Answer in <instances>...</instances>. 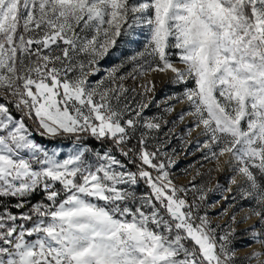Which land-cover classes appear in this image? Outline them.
<instances>
[{"label":"snow or ice","instance_id":"snow-or-ice-1","mask_svg":"<svg viewBox=\"0 0 264 264\" xmlns=\"http://www.w3.org/2000/svg\"><path fill=\"white\" fill-rule=\"evenodd\" d=\"M138 26L149 37L131 58L134 71L170 70L185 85L172 97L189 105L178 118L192 116L189 131L200 129L204 139L196 146L205 161L218 171L230 165L241 177L230 183L255 206L240 222L255 218L246 231L259 244L243 260L264 264V0H0V264L241 260L235 229L217 232L200 215L197 201L206 199L205 190L192 184L189 202L190 188L169 178L171 159L154 163L160 149L147 150L161 122L168 123L162 115L144 117L151 82L141 85L135 107L123 81L137 76L121 75L122 65L96 86L89 83L100 60L121 40L131 42ZM25 119L41 136L80 140L83 133L110 147L94 164L79 144L59 159L31 138ZM141 180L150 191L138 196ZM37 193L42 200L30 205ZM12 199L18 212L3 203Z\"/></svg>","mask_w":264,"mask_h":264},{"label":"rangeland","instance_id":"rangeland-1","mask_svg":"<svg viewBox=\"0 0 264 264\" xmlns=\"http://www.w3.org/2000/svg\"><path fill=\"white\" fill-rule=\"evenodd\" d=\"M148 37V30L146 28L141 30L138 26L130 38L131 42L121 40L114 52L100 60L98 65L99 71L96 75L89 76V83L92 86H96L109 70L113 67L122 65L120 68L121 75L129 77V74H136L137 76L135 80L126 78L123 81L125 86L129 89L126 94L128 102L135 107L136 103L141 100L140 93L143 92L141 85L151 82L150 86L152 87V90L147 93L144 102L151 99L152 103L144 111V117L145 119H151L155 116L162 115L164 120L168 121V123L164 124L161 122L162 128L158 133L154 132L149 138L147 150L152 152L157 148L160 149L161 155L158 160L154 161V163L164 161L168 164V158L171 159L172 163L167 168L169 178L178 188L181 186L190 188L187 195L189 202L193 201L195 197V191L194 189H191L192 184L197 188L202 187L205 190L204 195L206 199L203 201H197V203L200 204V215L206 213L213 227H216L217 232L222 233L229 229H235L236 236L234 238V245L238 250L239 257H241L238 264H247V262L243 260V257L246 253H250L258 243H253L249 239L250 233L246 231L249 226L241 227V225L249 219L244 220V222L240 221L242 217H245L250 209L255 206V202L241 198L236 185L230 183L232 178H235L238 182L241 181V177L237 176L232 171V166L225 165L223 171H218L216 170V164L214 162H207L203 159L202 152L197 148L196 142L197 140L203 141L204 137L200 134V129H194L191 132L189 131L193 126L192 116L186 114L183 120L178 118L181 111H184L185 113L189 112V105L186 101L180 102L172 99V97L182 94L185 85L176 84L174 82V74L170 70L161 72L168 73L170 76L168 80L164 81L160 86L158 84V71L144 72L143 75L134 71L138 66L132 62L131 58L136 56L139 52L144 51ZM172 60L176 63V67L183 68V65L177 61L175 56L172 57ZM194 86V82L192 81H189L186 85L188 88H193ZM133 88L135 89V92L132 91ZM166 104L173 106V111L171 113H165L163 111ZM12 111L14 116L19 118L20 113L17 112L15 108H13ZM25 123L32 132L31 138L49 151V153H59V159H63L69 155L79 144L80 146L87 148L89 163L94 164L96 161V154H102L110 147L109 143L98 141L96 138L83 133L79 134L80 140H77L75 135H71L59 136L54 138L53 142H50V139L53 138L39 135L36 125L31 120L25 119ZM138 138L139 133H137L136 138L132 139L131 144L136 145ZM41 139H45L46 142H43ZM86 139L96 142V145L92 146V144L86 142ZM113 154L127 164V160L119 153V151H114ZM224 159H227V157L221 158L222 164ZM138 163L140 162L137 161V164ZM127 168L131 171H136V165L134 164H127ZM144 168L155 176V171L149 169L147 165H144ZM197 173H199V175H197ZM217 185H219V187ZM229 188L232 189L231 192L228 191ZM135 190L138 196L150 191L143 180L139 181ZM225 197H228V199L225 200ZM233 197H235V199H233ZM42 198V194L37 193V199L32 201L31 204L41 201ZM30 202L31 201H29V203ZM12 205L14 207L15 203ZM14 209L16 208L14 207ZM27 210V208L24 209V211ZM18 211L19 210H17V212ZM233 215L236 218L235 223L231 219ZM254 219L255 218L253 217L252 223L254 222ZM253 264H255V262H253Z\"/></svg>","mask_w":264,"mask_h":264},{"label":"trees","instance_id":"trees-1","mask_svg":"<svg viewBox=\"0 0 264 264\" xmlns=\"http://www.w3.org/2000/svg\"><path fill=\"white\" fill-rule=\"evenodd\" d=\"M41 140H43V142H46L45 139H41ZM53 141H54V139H50V142H53ZM86 142L92 144V146H95V145H96V142H94V141H92V140H88V139H86ZM35 199H37V194H35L34 196L31 197V199H30L31 202H30L29 204H31L32 201H34ZM3 203H6V204L8 205V207L11 208V210H12L13 212H17V210L14 209V207H13V205H12L13 203H16L15 199H12V200H5V201H3Z\"/></svg>","mask_w":264,"mask_h":264},{"label":"bare ground","instance_id":"bare-ground-1","mask_svg":"<svg viewBox=\"0 0 264 264\" xmlns=\"http://www.w3.org/2000/svg\"><path fill=\"white\" fill-rule=\"evenodd\" d=\"M159 75V76H158ZM158 78H159V81H158V84H159V86L161 85V84H163V82L164 81H167L168 80V78H169V74L168 73H161V72H159L158 73ZM252 224V219H249L247 222H245L244 224H242L241 225V227H245V226H250ZM254 248H256V249H258L259 248V244H256L255 246H254Z\"/></svg>","mask_w":264,"mask_h":264},{"label":"built area","instance_id":"built-area-1","mask_svg":"<svg viewBox=\"0 0 264 264\" xmlns=\"http://www.w3.org/2000/svg\"><path fill=\"white\" fill-rule=\"evenodd\" d=\"M130 146H135V145H132V144H131Z\"/></svg>","mask_w":264,"mask_h":264}]
</instances>
